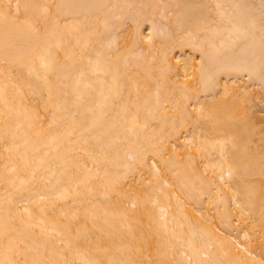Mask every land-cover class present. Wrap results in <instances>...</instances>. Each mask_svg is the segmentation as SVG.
I'll list each match as a JSON object with an SVG mask.
<instances>
[{"label": "bare ground", "instance_id": "1", "mask_svg": "<svg viewBox=\"0 0 264 264\" xmlns=\"http://www.w3.org/2000/svg\"><path fill=\"white\" fill-rule=\"evenodd\" d=\"M157 10L167 22H155ZM128 21L134 38L121 45ZM170 25L203 31L198 60L174 50ZM227 68L264 86V0H0V264H134L147 242L160 249L153 264H172L165 249L179 245L174 264H264L248 229L219 234L197 223L168 187L197 204V184L223 183L238 213L264 224V192L243 180L264 173L259 150L248 156V103L242 122H230L247 85L223 78ZM188 83L196 98L215 86L233 91L237 101L195 102L214 139L188 128ZM181 128L221 180L215 187L167 149ZM148 154L160 161L157 186L145 183ZM126 185L149 194L130 197ZM211 192L215 215L227 219L225 198Z\"/></svg>", "mask_w": 264, "mask_h": 264}, {"label": "rangeland", "instance_id": "2", "mask_svg": "<svg viewBox=\"0 0 264 264\" xmlns=\"http://www.w3.org/2000/svg\"><path fill=\"white\" fill-rule=\"evenodd\" d=\"M158 3H160V1ZM212 7L213 6L208 5L209 10H212ZM157 11L158 12H156V14H153V18H154L155 22L157 24H158V22H161V23L167 22L166 18L163 17L161 10H157ZM159 11H160V13H159ZM213 17H215V15H213ZM122 27L123 28H120L118 31L119 32V34H118L119 38L121 39L120 44L121 45H127L134 38V35H133L134 26H133L131 21H128ZM170 30L172 31V36H173L174 43H175V49L174 50L176 52L178 51L183 56H189L193 53L194 56L197 57L196 60H198L201 52H200L199 48L197 47L196 42L200 41L203 38V31L201 30V31L188 32V31H183V29L177 28L173 25H170ZM191 40H192V42H191ZM8 68L11 71L15 70V66H9ZM154 69H156V68H154ZM221 76L223 78H226V80L229 83H233V81H235L236 83H242L243 82V84L245 83V85H247V86L241 87L243 94L246 95V98L244 99L246 101L241 100L242 98H239L240 97L239 95L234 96V97L239 96L238 97L239 100H241L243 103L239 102L238 107L236 106V108L230 112V115H231L230 122L231 123H233L234 121L238 122V120L242 122V118H243L242 111L243 112L245 111V109L247 108V103H248V108L246 109L247 112L250 111V113H249L250 115L248 116L249 122L247 123V129H248L247 132L248 133H246V135L247 134L249 135V138H248V135L246 137V140H248V142H246L247 146H248V154H249L248 156H251L252 153H256L257 150H259V152H260L259 156H261V158L259 159V162L261 161V163L263 164V162H264V86L261 84H258L256 82V80H254V78L251 75L247 74V72H237L232 68L225 69L222 72ZM190 77L191 76L187 75V76H183L181 78L184 80H187V79H190ZM178 78H180V77H178ZM188 84H190L189 85L190 90L188 92V96H189L188 102L183 104V101L181 100L183 105L179 102L181 104L180 108L182 110H184V113H186V115H188L186 117L188 120V123H189L188 128L193 130V131H200L209 140L214 139L216 134L211 129L206 128V126H205L206 119L205 118L204 119L199 118L196 115L197 109H196L195 102L198 100L206 101L207 99H210V100L211 99L232 100V99H235V98H232L233 91H231L230 87H227V90L224 93H222L224 87L215 86V89L210 91L209 93L199 92V97L196 98L195 90L197 88L192 87L191 83H188ZM41 99H42V96H40V100ZM234 101H237V100L235 99ZM239 106L241 109H242V107H244L242 111L239 108ZM238 123H240V122H238ZM180 130H181V132H180ZM210 130H211V132H210ZM186 133H187V131L185 129H183V128L179 129L178 135L179 134L180 135L175 136V138L172 137L169 139V141L167 142V144H168L167 149L180 153L177 156L178 158H176L177 162H178V164H180L181 162H182L181 164H183V161H184L185 165L180 164L179 166H181V167L183 166L184 169H187L190 172L189 163H187V162H190V164L193 166V168H198V167L200 169L202 168L201 169L202 173L204 174V176H207V178L209 177V179H210L209 182L213 183V186L214 185L216 186V184L221 183V180L216 176V174L214 172H212L210 170L209 166H207L203 163V161H204L203 150L201 148L195 146V145H192L191 147L187 146V142L185 140H183V137L181 138V136L186 134ZM180 142L183 143V145ZM212 152H213L212 155L215 157L216 156V148L215 147L212 148ZM156 157L157 156H154V154H153V156L148 154V156H147L148 159L146 160V162H149L148 163L149 165L145 169L147 171L148 170L147 168L149 167L150 171L148 172L147 175L145 174V173H147L146 171H144L145 169H142L145 172L144 177H148L151 180V181L148 180L147 182H145L146 184L149 183V184L153 185V180H152V176H151V174H152L151 168H153L152 166H154L153 162L155 160H156L157 164H160V163H158V162H160L159 159ZM191 165H190V167L192 168ZM135 169H137V168H135ZM142 170H141V172H142ZM141 172H140V174H143ZM175 174H176V171H172L170 173L169 177L172 179ZM148 175H150V177ZM156 176H158V178L161 179L160 175H156ZM148 178H146V179H148ZM158 178L155 177V180L157 179V181H158ZM146 179L144 178L143 181H145ZM139 180L142 181L141 179H139ZM155 180H154V185L157 186L155 184V182H156ZM243 180L249 182L250 184H253L254 186H257L258 192H260L262 190L264 192V173H256L255 172V173H252L249 175H245V176H243ZM138 183H139V181H138ZM140 184H142V186H144L145 189H147L145 184H143V183H140ZM131 185H126V187L128 188V186L130 187ZM211 185H208V183L207 184H205V183L197 184L198 189L195 190L196 192L194 194L197 196L196 202L198 205L196 203H194V204L188 203V196L187 195L189 193L186 190H183L182 188H180L177 185H170L168 187L171 190V192H170L171 197H173L175 195L174 197H176V199L180 200L181 203H183V208L185 207L184 209H187V210L189 209L191 211V213L193 212L192 214L195 215V219H196L195 221L196 222L198 220V222L200 224L202 222V223H207V224L211 225L215 232H217L219 234H221V233L223 234V231L221 232V230H223V229L227 230L228 232L236 231L238 229L240 230L241 228L242 229L243 228L248 229L250 231V237L252 238L251 243L264 256V224L258 223L252 216H250V214L248 212H244V214L238 213V211L241 210L242 208L240 205H238L234 201L233 197L230 195L231 191L227 188L226 185H224L222 183L221 189L224 188V192H223V189L221 190L219 187L217 188L215 186L214 187L216 189L212 190V187L210 188ZM140 186H139V188H142ZM153 188H152V191L156 189V188L155 189H153ZM143 190H144V188L141 190H138V189H135L134 187H132L129 189L128 193L131 197V195H133L137 191L140 192L141 194L146 191V190H144V191ZM157 191L158 190L156 189L155 193H157ZM159 191H160V189H159ZM211 191H215L216 193H220L221 196L225 198V200H226L225 210L227 211V216H228L227 219L222 218V216L215 215V210H214L215 207L212 204L211 198H210V195H211L210 192ZM225 192H227V193H225ZM155 193L154 194L151 193V194L155 195ZM148 194L149 193L147 192V195ZM130 197H128V199H126V204L133 206L134 204L132 202H129L131 200V199H129ZM172 199H174V198H172ZM127 201L129 203H127ZM151 201H153V199L150 200V202H149L150 204L153 203ZM19 205H22V203H20ZM155 205H156V203H155ZM199 206L203 208V211H205L207 209L206 211H208L210 213L213 212L214 216H212L211 218L209 217V219L207 220L205 217H203L201 215L199 210L196 209ZM202 208H199V209H202ZM239 217H244V218H246V220L244 222H240L238 220ZM222 226H223V229H222ZM220 228H221V230H220ZM164 237H165V235H164ZM150 239H151L150 237L147 238V240H150ZM146 245H147L146 248L140 249L139 252L134 256V264H153V262L158 258L159 254H160V249L158 247H155L152 242H149V243L147 242ZM177 247L179 249V250H177L178 251L177 254L175 253V248H173V247H167L165 249L166 258L172 264H174L176 262V256H178V255L181 257L184 256V253L180 252V250L182 249V248L180 249V245Z\"/></svg>", "mask_w": 264, "mask_h": 264}]
</instances>
